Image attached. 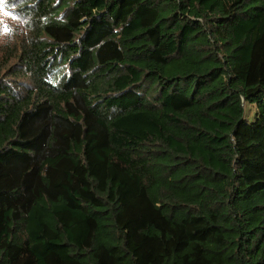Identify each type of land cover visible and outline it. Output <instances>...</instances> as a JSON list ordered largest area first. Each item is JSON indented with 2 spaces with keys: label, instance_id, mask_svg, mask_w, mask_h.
<instances>
[{
  "label": "trees",
  "instance_id": "16d2710c",
  "mask_svg": "<svg viewBox=\"0 0 264 264\" xmlns=\"http://www.w3.org/2000/svg\"><path fill=\"white\" fill-rule=\"evenodd\" d=\"M18 12L0 30V264H264V0Z\"/></svg>",
  "mask_w": 264,
  "mask_h": 264
},
{
  "label": "rangeland",
  "instance_id": "374dc122",
  "mask_svg": "<svg viewBox=\"0 0 264 264\" xmlns=\"http://www.w3.org/2000/svg\"><path fill=\"white\" fill-rule=\"evenodd\" d=\"M20 14L18 12V0H5L3 7L0 8V30L2 29L5 33H9L11 29L22 28L20 25L23 23ZM20 25H17V24ZM5 27H8L5 29ZM246 118L251 121L253 120L256 107L245 104Z\"/></svg>",
  "mask_w": 264,
  "mask_h": 264
},
{
  "label": "clouds",
  "instance_id": "9594fccd",
  "mask_svg": "<svg viewBox=\"0 0 264 264\" xmlns=\"http://www.w3.org/2000/svg\"><path fill=\"white\" fill-rule=\"evenodd\" d=\"M4 2H5V0H0V8L3 7Z\"/></svg>",
  "mask_w": 264,
  "mask_h": 264
}]
</instances>
